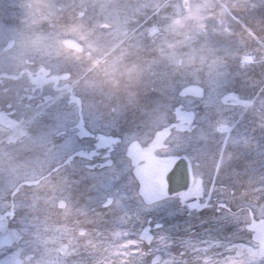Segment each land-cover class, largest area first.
I'll return each mask as SVG.
<instances>
[{"label":"rangeland","instance_id":"rangeland-1","mask_svg":"<svg viewBox=\"0 0 264 264\" xmlns=\"http://www.w3.org/2000/svg\"><path fill=\"white\" fill-rule=\"evenodd\" d=\"M0 264H264V0H0Z\"/></svg>","mask_w":264,"mask_h":264},{"label":"bare ground","instance_id":"bare-ground-1","mask_svg":"<svg viewBox=\"0 0 264 264\" xmlns=\"http://www.w3.org/2000/svg\"><path fill=\"white\" fill-rule=\"evenodd\" d=\"M175 168V171L173 169ZM171 173V176L169 174ZM185 167L184 164L180 160L172 161L168 163L167 170L162 174L163 180V191L167 193L169 190L170 184V191L175 192L182 186L185 179Z\"/></svg>","mask_w":264,"mask_h":264},{"label":"snow or ice","instance_id":"snow-or-ice-1","mask_svg":"<svg viewBox=\"0 0 264 264\" xmlns=\"http://www.w3.org/2000/svg\"><path fill=\"white\" fill-rule=\"evenodd\" d=\"M72 51H73V53H74L75 55H77V56L79 55V49H72ZM65 79L67 80L68 78L66 77ZM64 88L70 90V85H69L68 83H65ZM46 99H47V98H46ZM183 158L186 159V160L189 159V158H187V157H183ZM173 171H175V168L173 169ZM169 176H171V173L169 174ZM200 183H201V184L203 183L202 179H201ZM210 193H211V190H210ZM178 195H179L180 198H181V203H182V204L185 203V199H184V197H185L187 194H185V193L177 194V193H173V192H171V191H170V184H169V190L167 191V195H166L165 197H163L162 199H176V197H177ZM209 198H210V195H209ZM148 203L151 204V203H153V202H152V201H149ZM187 206L189 207L190 210H192V209H195V210H197V211L202 210V208H201V206H200L199 204H196V205L188 204ZM203 207H207V204H205ZM219 207H220V208H223L224 205L221 203V204L219 205ZM149 223H151V221H149ZM157 227H163V225L158 224Z\"/></svg>","mask_w":264,"mask_h":264},{"label":"water","instance_id":"water-1","mask_svg":"<svg viewBox=\"0 0 264 264\" xmlns=\"http://www.w3.org/2000/svg\"><path fill=\"white\" fill-rule=\"evenodd\" d=\"M176 160H180L184 164L185 172H186L185 179H184L185 180L184 183H182V186L180 187V189H178L177 191H175V192H178V191L182 190L183 188H186L187 185H188V163H187V160L184 159V158H177L174 161H176Z\"/></svg>","mask_w":264,"mask_h":264}]
</instances>
